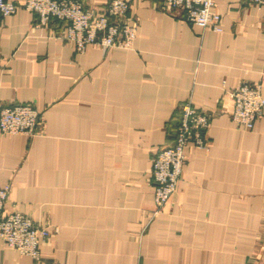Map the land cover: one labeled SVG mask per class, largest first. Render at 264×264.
<instances>
[{"label":"crops","instance_id":"obj_1","mask_svg":"<svg viewBox=\"0 0 264 264\" xmlns=\"http://www.w3.org/2000/svg\"><path fill=\"white\" fill-rule=\"evenodd\" d=\"M128 1L139 22L130 49L79 53L66 22L40 24L22 7L0 18V110L43 115L35 137L0 130L4 211L49 232L37 260L0 238V264H264V111L236 128L230 97L243 82L264 96V7L215 0L217 34L160 0ZM187 103L210 112L209 147L186 150L177 191L153 216V158Z\"/></svg>","mask_w":264,"mask_h":264},{"label":"built area","instance_id":"obj_2","mask_svg":"<svg viewBox=\"0 0 264 264\" xmlns=\"http://www.w3.org/2000/svg\"><path fill=\"white\" fill-rule=\"evenodd\" d=\"M169 14L217 34L223 33L222 17L215 0H160ZM255 8L264 7V0H247ZM37 15L40 24L64 21L67 27L63 39L79 53L88 46L105 49L134 46L139 22L128 15V0H109L103 10L86 9L80 0H25L22 4L0 0V18L14 15L19 8ZM231 118L236 128L251 130L264 111V96L260 82H243L230 92ZM210 112L187 103L181 108V118L171 145L155 153L151 170L157 215L174 197L186 162V150H206ZM43 124V115L32 104H18L0 110V130L5 135L35 137ZM11 184L0 186V238L4 244L35 260L40 258L41 245L49 232L30 216L15 210L5 213Z\"/></svg>","mask_w":264,"mask_h":264}]
</instances>
